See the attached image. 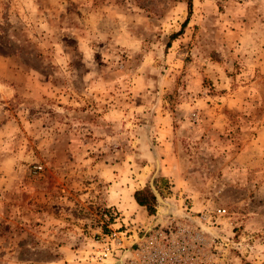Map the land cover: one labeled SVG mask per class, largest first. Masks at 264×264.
Listing matches in <instances>:
<instances>
[{
    "label": "rangeland",
    "instance_id": "374dc122",
    "mask_svg": "<svg viewBox=\"0 0 264 264\" xmlns=\"http://www.w3.org/2000/svg\"><path fill=\"white\" fill-rule=\"evenodd\" d=\"M189 1L0 0V264L156 220L264 264V0Z\"/></svg>",
    "mask_w": 264,
    "mask_h": 264
},
{
    "label": "built area",
    "instance_id": "2783aa9c",
    "mask_svg": "<svg viewBox=\"0 0 264 264\" xmlns=\"http://www.w3.org/2000/svg\"><path fill=\"white\" fill-rule=\"evenodd\" d=\"M40 165L33 166L38 173ZM105 215V214H104ZM110 216V214H108ZM137 225L127 229L120 223L107 233L101 234L90 254L95 264H196L197 249L187 237L186 227L165 225ZM123 228V229H122Z\"/></svg>",
    "mask_w": 264,
    "mask_h": 264
},
{
    "label": "trees",
    "instance_id": "16d2710c",
    "mask_svg": "<svg viewBox=\"0 0 264 264\" xmlns=\"http://www.w3.org/2000/svg\"><path fill=\"white\" fill-rule=\"evenodd\" d=\"M187 10H190V1L186 0ZM133 199L135 203L146 209L148 214L153 213V207L155 203V195L150 187L144 186L141 189H136L133 191Z\"/></svg>",
    "mask_w": 264,
    "mask_h": 264
},
{
    "label": "water",
    "instance_id": "95a60500",
    "mask_svg": "<svg viewBox=\"0 0 264 264\" xmlns=\"http://www.w3.org/2000/svg\"><path fill=\"white\" fill-rule=\"evenodd\" d=\"M150 188H151V190L153 191L155 197H156L157 199H159V195L157 194L156 190H155L152 186H150Z\"/></svg>",
    "mask_w": 264,
    "mask_h": 264
},
{
    "label": "crops",
    "instance_id": "0c3cea01",
    "mask_svg": "<svg viewBox=\"0 0 264 264\" xmlns=\"http://www.w3.org/2000/svg\"><path fill=\"white\" fill-rule=\"evenodd\" d=\"M136 204V203H135ZM136 206L140 207L139 205L136 204Z\"/></svg>",
    "mask_w": 264,
    "mask_h": 264
}]
</instances>
